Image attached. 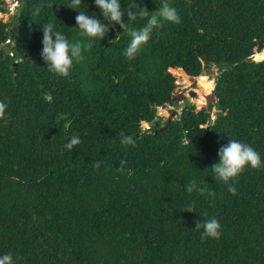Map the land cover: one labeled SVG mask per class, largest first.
Instances as JSON below:
<instances>
[{
    "label": "trees",
    "instance_id": "16d2710c",
    "mask_svg": "<svg viewBox=\"0 0 264 264\" xmlns=\"http://www.w3.org/2000/svg\"><path fill=\"white\" fill-rule=\"evenodd\" d=\"M167 2L181 23L162 20L135 59L124 57L130 37L116 25L68 78L45 65L41 28L82 39L78 11L103 19L94 0L77 10L71 0H21L10 21L0 18V255L16 264H264V0ZM215 66V103L159 114L175 103L170 69L187 87L197 80L188 75ZM121 132L134 147L120 144ZM73 135L81 143L69 151ZM229 138L262 160L236 178V195L210 169ZM192 180L214 195L187 193ZM193 202L195 212H183ZM213 217L222 234L202 240L196 222Z\"/></svg>",
    "mask_w": 264,
    "mask_h": 264
},
{
    "label": "clouds",
    "instance_id": "9594fccd",
    "mask_svg": "<svg viewBox=\"0 0 264 264\" xmlns=\"http://www.w3.org/2000/svg\"><path fill=\"white\" fill-rule=\"evenodd\" d=\"M94 3L102 13L103 19L88 15L84 11H78L75 20L82 37L80 40L70 42L64 34L54 30L53 24L47 23L42 25L41 57L49 71L58 76L68 78L74 63L82 62L85 59L84 53L91 51L97 39L100 41L104 40L110 28H114L116 25L122 31H126L130 37V42L125 48L123 55L126 59L132 60L135 59L142 46L147 44L153 29L161 26L162 20L173 24L181 23V17L177 10L170 6L167 0H164V3L159 9L152 11H149L146 7L131 4L127 5L125 11L121 7V0H94ZM19 4L20 2L18 1L15 7ZM81 6L82 0H71V6L69 8L77 10ZM137 7L138 11L136 10ZM137 19L144 21L143 25L139 28H129L128 21L135 22ZM102 20L105 22H102ZM6 110L7 104L0 101V121H4L5 123L7 122ZM80 143L79 135H73L64 147L72 151L74 146ZM120 144L122 146L134 147L136 141L132 135L121 132ZM102 164V160H97L93 166L99 169ZM125 164L126 161L122 160L117 171L123 172ZM261 166V156L251 145L237 139L229 138V142L226 145H221L219 148L218 162L211 165L210 169L214 174V178L228 185V192L236 195V178L248 167L251 169H259ZM230 181L232 183H229ZM185 190L189 194L196 192L203 196L207 192L208 196L214 195V193L208 191L205 187L198 185L195 180L190 181L186 185ZM183 212H195V202L187 204ZM195 229L198 231L203 229L201 232L202 240L219 239L222 234L221 224L215 217L205 220L203 223L196 222ZM0 264H16V259L13 254L5 253L0 255Z\"/></svg>",
    "mask_w": 264,
    "mask_h": 264
},
{
    "label": "rangeland",
    "instance_id": "374dc122",
    "mask_svg": "<svg viewBox=\"0 0 264 264\" xmlns=\"http://www.w3.org/2000/svg\"><path fill=\"white\" fill-rule=\"evenodd\" d=\"M8 6V10L6 12L0 11V18H2L4 21H10L11 17L15 15L17 12V6L15 7V4L18 3L17 0H5ZM170 71L173 73V75L176 76V83L178 85L177 89L180 87L182 92H174L175 96V103L174 104H166L164 108H159V114L163 115L164 118L168 119L169 117H172L175 113L179 114L181 113L184 105L187 102H190L192 104H195L197 109L202 108L203 106L208 107L210 102H208V99L210 98V93L213 91V87H215V77L218 71L215 70H206L203 75L200 77V79L195 82H191L187 87L184 86L183 83V77L179 73V70L177 68H172ZM184 88V89H183ZM176 89V91H177ZM193 89L197 92V97H191L189 95V90ZM199 93H204L206 97V103L203 105H200L202 99L198 98ZM187 97L184 101L183 98ZM216 112V108H213V113ZM176 116V115H175ZM215 118L216 116L213 115ZM143 127L148 128L149 123L146 121L142 122Z\"/></svg>",
    "mask_w": 264,
    "mask_h": 264
},
{
    "label": "water",
    "instance_id": "95a60500",
    "mask_svg": "<svg viewBox=\"0 0 264 264\" xmlns=\"http://www.w3.org/2000/svg\"><path fill=\"white\" fill-rule=\"evenodd\" d=\"M18 1L21 2V0H18ZM3 48L7 49L6 46H4ZM211 69H212V70H215V71H218L219 66L212 67ZM188 76H189V75H188ZM189 77H190L192 80H196V79L200 78L201 75H200V76H189ZM183 89H184V88H183ZM178 90H181L180 87L177 89V91H175V93H176V92H182V91H178ZM213 90H214V87H213ZM189 95H190L191 97H197V92H196L195 90H193V89H190V90H189ZM186 98H187V97L183 98V101H184ZM174 100H175V97H174ZM216 101H217V98H216L214 92L212 91V92L210 93V98L208 99V102H210V103H215ZM175 115H177V114L175 113L172 117H169L168 120H170V119H172L173 117H175Z\"/></svg>",
    "mask_w": 264,
    "mask_h": 264
},
{
    "label": "bare ground",
    "instance_id": "6f19581e",
    "mask_svg": "<svg viewBox=\"0 0 264 264\" xmlns=\"http://www.w3.org/2000/svg\"><path fill=\"white\" fill-rule=\"evenodd\" d=\"M200 78H198L195 82H197ZM198 95V94H197Z\"/></svg>",
    "mask_w": 264,
    "mask_h": 264
},
{
    "label": "built area",
    "instance_id": "2783aa9c",
    "mask_svg": "<svg viewBox=\"0 0 264 264\" xmlns=\"http://www.w3.org/2000/svg\"><path fill=\"white\" fill-rule=\"evenodd\" d=\"M159 108H160V107H158V111H159ZM148 128H149V127H148Z\"/></svg>",
    "mask_w": 264,
    "mask_h": 264
}]
</instances>
